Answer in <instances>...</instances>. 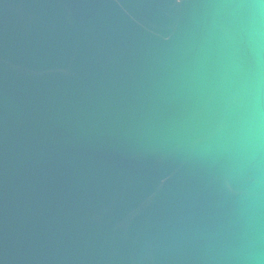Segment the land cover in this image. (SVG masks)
Wrapping results in <instances>:
<instances>
[{
    "label": "water",
    "instance_id": "water-1",
    "mask_svg": "<svg viewBox=\"0 0 264 264\" xmlns=\"http://www.w3.org/2000/svg\"><path fill=\"white\" fill-rule=\"evenodd\" d=\"M0 264H264V0H0Z\"/></svg>",
    "mask_w": 264,
    "mask_h": 264
}]
</instances>
